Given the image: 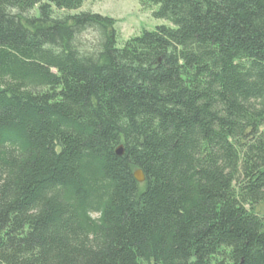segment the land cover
Masks as SVG:
<instances>
[{"label":"trees","instance_id":"obj_1","mask_svg":"<svg viewBox=\"0 0 264 264\" xmlns=\"http://www.w3.org/2000/svg\"><path fill=\"white\" fill-rule=\"evenodd\" d=\"M85 1L0 0V264H264V0Z\"/></svg>","mask_w":264,"mask_h":264},{"label":"rangeland","instance_id":"obj_2","mask_svg":"<svg viewBox=\"0 0 264 264\" xmlns=\"http://www.w3.org/2000/svg\"><path fill=\"white\" fill-rule=\"evenodd\" d=\"M157 10V7H143L139 0H86L78 11L54 9V13L56 17H62L92 12L116 20L118 47L122 48L129 39L140 36L143 31H154L159 26L170 25L167 21L154 17Z\"/></svg>","mask_w":264,"mask_h":264},{"label":"water","instance_id":"obj_3","mask_svg":"<svg viewBox=\"0 0 264 264\" xmlns=\"http://www.w3.org/2000/svg\"><path fill=\"white\" fill-rule=\"evenodd\" d=\"M118 156H123L124 155V148L121 146L117 149L116 151ZM134 177L136 179L137 182L139 183H144L145 182V177L144 174L141 170H138L135 172Z\"/></svg>","mask_w":264,"mask_h":264}]
</instances>
